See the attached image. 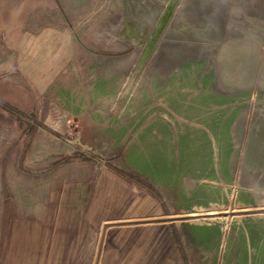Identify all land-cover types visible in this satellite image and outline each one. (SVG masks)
I'll use <instances>...</instances> for the list:
<instances>
[{"label": "rangeland", "instance_id": "obj_1", "mask_svg": "<svg viewBox=\"0 0 264 264\" xmlns=\"http://www.w3.org/2000/svg\"><path fill=\"white\" fill-rule=\"evenodd\" d=\"M92 2L82 29L111 25L108 64L83 56L81 79L61 87L60 105L80 112L62 116L58 142L26 161L17 141V224L2 215L0 264H264V0H108L107 18L105 0ZM5 131L3 159L21 135ZM95 203L105 221L74 257H49L52 227L26 225ZM159 227L156 257L148 234Z\"/></svg>", "mask_w": 264, "mask_h": 264}, {"label": "crops", "instance_id": "obj_2", "mask_svg": "<svg viewBox=\"0 0 264 264\" xmlns=\"http://www.w3.org/2000/svg\"><path fill=\"white\" fill-rule=\"evenodd\" d=\"M107 2L108 0H105L106 9L101 14L106 18L108 15L112 16V9L107 7ZM93 3L95 2L92 0H0V146L2 136L7 133L5 130H9V135L14 130H21V135L16 133L13 145L12 138L9 140L11 144L7 145L4 159L0 152L1 221L2 215H6L9 210V218H4V225L17 224L15 220L17 213L14 210L17 212L18 201L16 197L12 198V195L18 194V190L17 185H13L11 181L12 178L18 177L17 141L22 138L21 136L26 140L20 156L26 161H30V155L35 154L30 147L54 143V140H57L54 137H59L60 131L70 124L64 122L65 118L62 116L80 112L75 107L60 105L59 99L65 96L63 91L66 87L72 85L74 87L81 79L83 56L88 63L84 64L86 67L97 66L98 58L106 59L102 62L108 64L107 52L113 48L107 38L111 25L98 27L89 24L84 31L82 29V18L97 14L96 5ZM2 113L13 116V119L10 117L8 122L3 120ZM25 116L35 118L36 121L28 122ZM3 160L9 162L8 168L6 164L3 165ZM99 176L103 182L110 175L107 170L101 169ZM3 178L9 180L8 189L4 191ZM96 193L98 194V189L95 195ZM3 195L10 197L3 199ZM45 206L46 209L50 208L49 205ZM75 207L76 205L73 210L77 211ZM97 209L96 203L83 207L80 209L83 211L81 218L45 216L42 219L38 217L34 219L31 213L32 217L26 218V225L33 229L35 224L52 227L48 230L47 239L44 237L42 241L48 242V245L43 244L42 248L49 252V257H74L80 250L82 241H86V233L105 221L98 217ZM161 233L162 227H159L148 234L153 238L156 257H160L162 251ZM30 236L34 242L33 231ZM147 237L145 235L144 243L148 241ZM170 237L171 233L168 230V233H164V238L168 240ZM130 241L131 236L127 235L123 247H127L128 244L127 250L129 252L133 250V256L141 257V247L144 244L130 245ZM108 248L106 254H111L113 248L110 246ZM90 250L92 253L93 249Z\"/></svg>", "mask_w": 264, "mask_h": 264}]
</instances>
